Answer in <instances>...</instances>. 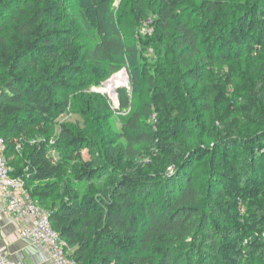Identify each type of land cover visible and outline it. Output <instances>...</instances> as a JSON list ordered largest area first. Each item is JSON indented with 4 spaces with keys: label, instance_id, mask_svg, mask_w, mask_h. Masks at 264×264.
Listing matches in <instances>:
<instances>
[{
    "label": "trees",
    "instance_id": "trees-1",
    "mask_svg": "<svg viewBox=\"0 0 264 264\" xmlns=\"http://www.w3.org/2000/svg\"><path fill=\"white\" fill-rule=\"evenodd\" d=\"M123 1L121 28L111 0H87L80 16L98 40L83 53L81 32L64 24L62 0H0V136L13 175L49 208L79 264H193L199 256L203 264H264V65L253 76L235 65L264 53V0L249 13L238 8L232 22L229 0ZM148 20L154 38L143 40ZM126 59L131 88L117 91L112 143L102 144L99 130L61 125L53 159L55 118L75 97L90 104L85 90L127 67ZM188 81L206 84L202 95L192 96ZM195 99L219 128L214 148L190 142ZM80 112L92 119L89 107ZM253 126L262 131L245 137ZM240 149L262 163L244 169ZM142 151L147 161L133 162ZM210 165L218 166L214 180ZM107 176L94 194L83 192Z\"/></svg>",
    "mask_w": 264,
    "mask_h": 264
},
{
    "label": "rangeland",
    "instance_id": "rangeland-1",
    "mask_svg": "<svg viewBox=\"0 0 264 264\" xmlns=\"http://www.w3.org/2000/svg\"><path fill=\"white\" fill-rule=\"evenodd\" d=\"M254 1L257 0H229V5H227V7L225 8V12L229 17V22H232L237 15H240V13L238 12V8L242 9L243 10L242 12L244 13L246 12L249 13ZM62 2L63 5L61 9V16L64 18V24H66V27L70 28L71 32H73L76 29H79V31L81 32L80 42L82 45L85 46L83 52L85 53L89 49L91 42L94 41L93 39L98 40L96 37V33L94 31L86 30L82 16H80L82 7L87 5V0H62ZM124 2L125 1L123 0H113V1L111 0L109 5L110 7L109 13H111V15H113V17L115 18L116 26L119 25L121 26V28L122 26L125 25L124 23H126L128 20L126 19L125 16L120 17L121 8L123 7ZM195 4L196 7L194 10V15L196 16L198 21H200L202 17V13H199V11H197L198 6H200V3L196 2ZM0 19L4 20L1 15H0ZM148 30L149 29H147L145 26L142 28L141 30L142 32L140 34L143 40L152 38L150 37L151 34L148 33ZM120 31H122L124 34L125 45L137 51L139 47L136 38L127 31H124L123 29H121ZM149 53L152 54L153 52H149ZM261 56H264V53L263 54L257 53L251 57L242 58L241 61L235 63L237 70L244 72L248 76H253V74L258 70H260L264 65V61L260 59ZM126 61L128 63L127 67L123 66L118 72L111 73L105 81H100L97 79L96 82L91 84V86L85 90V95L87 96L90 104H87V106L83 107V105L79 103V98L75 97V99L71 101L72 103L70 104L68 110L64 114L55 118V126L57 129V134L55 138L48 139L47 141L50 149L49 153L53 159L55 160L59 159L57 142L60 138L61 125H67L71 128H78L81 129L82 131H87V132L88 131L91 132L92 130H99L101 135H103L102 144L107 145L109 143H112V140L114 139L115 136H117V134L120 131L119 122H118L119 116L118 113L116 112L117 109H119L118 96H117V91L119 89L118 90L115 89L116 91L113 93L108 90L107 83L114 81V79L117 76L122 75L127 80L126 83L120 87L123 88L124 86L127 89L131 88V79L128 72V68H130L131 63H129L127 59ZM106 69L110 70L109 68ZM226 70L227 67H225V69L223 68L222 71L224 72ZM210 81H212V79L208 77L205 83H209ZM98 82H100V84H97ZM205 85L200 87L199 86L195 87V84L192 81H188L186 83V86L189 88L188 91H190V94H192V96L195 97L202 95V90ZM200 102L195 99V103H194L195 105L193 106V110L195 111V116H194L195 121L193 124L195 127L191 138L192 140L190 142L192 145L195 146L214 148V144L217 143L215 139L219 128L217 125L212 124L211 113H208L201 109L202 104ZM87 107H89L90 109L92 119H87L86 116L80 112V109H87ZM151 122L152 120L149 121V123ZM261 131L262 128L258 126H253V128L251 127L243 128L244 136L252 139L257 133H260ZM145 147L147 146L142 145L140 150L144 149ZM83 153L85 159H88L90 156V152L85 151ZM139 156L140 157L134 158L136 160L133 162H137L141 164L142 161L144 160L147 161L144 158L145 156L143 154V151ZM239 156L241 157V161H242L241 167H244V169L250 167V165L254 164L255 162L262 163L260 159L250 158L248 156V153L243 152V150L241 149L239 150ZM216 163L217 165L218 163H220L218 159ZM217 168L218 166L210 165V169L208 171L210 175L209 176L210 179L214 180L213 171H216ZM262 170L259 171L264 174V166ZM107 179L108 176L104 177L101 180L94 181L93 184L91 183L83 184L82 190L84 193H88L89 195H92L94 194L95 188L101 186V184L102 185L108 184ZM63 183H67V182L63 181ZM69 184L73 185L72 182H69ZM211 185L210 186L213 188L214 184ZM71 189L74 190L75 188L71 187ZM46 209L48 210L49 208ZM245 210L246 209L244 208V212ZM215 225L219 226L218 224ZM212 227L213 225L211 226V228ZM207 254L208 253L206 252L204 256L205 257L208 256ZM199 257L194 258L193 264H203L204 257L203 258L202 257L199 258Z\"/></svg>",
    "mask_w": 264,
    "mask_h": 264
},
{
    "label": "built area",
    "instance_id": "built-area-1",
    "mask_svg": "<svg viewBox=\"0 0 264 264\" xmlns=\"http://www.w3.org/2000/svg\"><path fill=\"white\" fill-rule=\"evenodd\" d=\"M152 23L148 20L145 24L149 34L153 33ZM6 154V141L0 136V204L6 214L24 222L18 231L19 236L38 246L53 264H79L69 257L67 243L51 225L50 212L42 210L27 190L26 179L13 175ZM0 264L15 263L7 257H0Z\"/></svg>",
    "mask_w": 264,
    "mask_h": 264
},
{
    "label": "crops",
    "instance_id": "crops-1",
    "mask_svg": "<svg viewBox=\"0 0 264 264\" xmlns=\"http://www.w3.org/2000/svg\"><path fill=\"white\" fill-rule=\"evenodd\" d=\"M6 155L10 159L9 152ZM23 226L22 220L6 214L0 204V257H7L15 264H53L38 246L19 236L18 231Z\"/></svg>",
    "mask_w": 264,
    "mask_h": 264
},
{
    "label": "bare ground",
    "instance_id": "bare-ground-1",
    "mask_svg": "<svg viewBox=\"0 0 264 264\" xmlns=\"http://www.w3.org/2000/svg\"><path fill=\"white\" fill-rule=\"evenodd\" d=\"M126 80L127 79L124 76H122V75L117 76L114 79V81H112L110 83L109 82L107 83L108 90L114 93L116 91L115 89H117V87H120V86H122L123 84L126 83Z\"/></svg>",
    "mask_w": 264,
    "mask_h": 264
},
{
    "label": "water",
    "instance_id": "water-1",
    "mask_svg": "<svg viewBox=\"0 0 264 264\" xmlns=\"http://www.w3.org/2000/svg\"><path fill=\"white\" fill-rule=\"evenodd\" d=\"M123 87H124V86H123ZM118 89H121V87H120V88L118 87L116 90H118Z\"/></svg>",
    "mask_w": 264,
    "mask_h": 264
}]
</instances>
